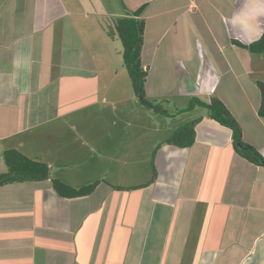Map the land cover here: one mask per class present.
<instances>
[{
    "label": "crops",
    "instance_id": "crops-1",
    "mask_svg": "<svg viewBox=\"0 0 264 264\" xmlns=\"http://www.w3.org/2000/svg\"><path fill=\"white\" fill-rule=\"evenodd\" d=\"M119 2L0 0V172L17 149L51 177L0 185V264H264V166L186 109L217 95L264 156V52L238 45L263 34L264 0ZM137 10L145 97L165 113L104 28ZM197 117L193 145L166 142Z\"/></svg>",
    "mask_w": 264,
    "mask_h": 264
},
{
    "label": "trees",
    "instance_id": "trees-1",
    "mask_svg": "<svg viewBox=\"0 0 264 264\" xmlns=\"http://www.w3.org/2000/svg\"><path fill=\"white\" fill-rule=\"evenodd\" d=\"M138 10L132 15L109 17L105 23L104 28L109 37L121 39L123 41V59L124 65L127 68L137 96H143L142 103L155 111L165 113L161 107L160 102H152L145 97L144 87L147 79V69L142 63L143 50V33L144 21L136 18ZM247 47L252 52H264V32L261 37L249 44H241ZM262 103L259 109L261 115H264V82L259 83ZM195 107H203L207 110V115L232 130L233 146L237 152L245 157L250 162L264 166V156L251 144L246 143L242 138V128L237 119L233 116L224 102L217 95H210L207 101L201 100L198 97L190 99L187 110H192ZM202 117H197L182 126L178 127L171 137L166 140L169 144H174L179 147H189L193 145L196 140V126L200 123ZM237 143H242L244 147H240ZM155 149L151 156L152 178L150 182L154 181L157 170L155 167ZM4 159L8 167L7 172H0V185L15 182V181H33L45 180L50 177V169L47 164L31 159L17 149H10L4 152ZM55 190L63 194L65 190H71L66 184L52 179ZM149 182V183H150ZM98 182H94L78 190H72L71 195L81 196L91 193Z\"/></svg>",
    "mask_w": 264,
    "mask_h": 264
},
{
    "label": "rangeland",
    "instance_id": "rangeland-1",
    "mask_svg": "<svg viewBox=\"0 0 264 264\" xmlns=\"http://www.w3.org/2000/svg\"><path fill=\"white\" fill-rule=\"evenodd\" d=\"M115 6H120V2H119V0H115ZM92 17V19H94V17L95 16H91ZM92 23H94L93 21H91ZM119 41V44L121 45V47H123V41L121 40V39H118ZM119 70H120V75L121 74H124V76L125 75H127V73H128V75H129V72L127 71V69H126V67L124 66V63L123 62H120V64H119ZM130 76V75H129ZM130 80H131V86L134 88V85H133V81H132V78L130 77ZM159 100V99H158ZM150 101H154V102H156L157 100H150ZM157 102H160V100L159 101H157ZM155 111V110H154ZM152 156V155H151Z\"/></svg>",
    "mask_w": 264,
    "mask_h": 264
},
{
    "label": "water",
    "instance_id": "water-1",
    "mask_svg": "<svg viewBox=\"0 0 264 264\" xmlns=\"http://www.w3.org/2000/svg\"><path fill=\"white\" fill-rule=\"evenodd\" d=\"M139 99L143 100V96L141 94H139ZM237 145L240 147H244L242 143H237Z\"/></svg>",
    "mask_w": 264,
    "mask_h": 264
}]
</instances>
